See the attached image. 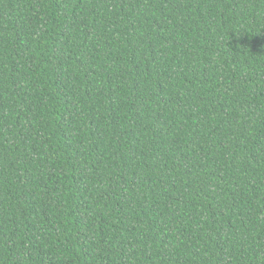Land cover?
Wrapping results in <instances>:
<instances>
[{
	"label": "trees",
	"instance_id": "1",
	"mask_svg": "<svg viewBox=\"0 0 264 264\" xmlns=\"http://www.w3.org/2000/svg\"><path fill=\"white\" fill-rule=\"evenodd\" d=\"M0 264H264V0H0Z\"/></svg>",
	"mask_w": 264,
	"mask_h": 264
}]
</instances>
